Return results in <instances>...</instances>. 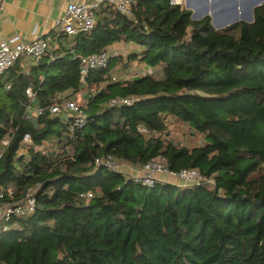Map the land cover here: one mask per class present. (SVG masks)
<instances>
[{
    "label": "trees",
    "instance_id": "16d2710c",
    "mask_svg": "<svg viewBox=\"0 0 264 264\" xmlns=\"http://www.w3.org/2000/svg\"><path fill=\"white\" fill-rule=\"evenodd\" d=\"M171 2L136 0L132 17L102 5L94 30L44 67L23 57L0 79V205L36 199L31 215L0 221V264H264V4L251 23L215 29ZM118 42L143 51L83 80L82 60ZM134 61L156 70L114 77ZM83 89L87 123L72 135L71 118L47 109ZM116 97L138 101L111 107ZM30 104L46 110L29 116ZM170 120L203 142H176ZM109 157L197 170L214 185L147 188L99 164Z\"/></svg>",
    "mask_w": 264,
    "mask_h": 264
},
{
    "label": "built area",
    "instance_id": "2783aa9c",
    "mask_svg": "<svg viewBox=\"0 0 264 264\" xmlns=\"http://www.w3.org/2000/svg\"><path fill=\"white\" fill-rule=\"evenodd\" d=\"M135 1L136 0H97L88 5L69 4L64 16L55 22V26L58 29L56 37L67 36L69 38H74L79 34L93 31L97 22L95 13L102 5L113 6L119 13L127 17H132L133 13L131 7ZM178 2V0H172L171 4L177 5ZM56 37L37 38L32 42H24L20 37H13L0 42V79L23 57H31L35 61L44 58L48 54L53 41H56ZM116 56L117 54L115 53L105 52L84 58L81 64L82 79L84 80L93 70L106 69L109 61ZM151 74H153V71H150L147 75ZM26 95L31 100V103L35 101V96L31 89L26 90ZM136 101L138 100L132 97H116L110 100L109 105L111 107L130 106ZM82 104L83 102L80 103L78 100H68L53 104L47 110L51 114H62L66 118H71L70 133L73 135L75 131L82 129L87 123V116L82 109ZM45 110V108H34L33 105L30 104L27 112L29 116L32 113L40 116ZM24 144L28 147L33 146L29 136L25 137ZM36 150L44 154L47 148L37 147ZM99 164L112 172L122 173L119 163L110 157L100 161ZM161 176L178 180L181 186L214 185L213 179L204 176L197 170H183L179 173H174L170 172L159 163H150L146 165L139 174L132 176V179L137 184L147 188H153L157 182H166L161 179ZM8 192L10 195L12 194L11 190ZM91 197L92 194H89L88 198ZM0 198H2V196H0ZM35 207V192L30 190L22 201L0 205V221L8 223L14 217L31 215L35 211Z\"/></svg>",
    "mask_w": 264,
    "mask_h": 264
},
{
    "label": "crops",
    "instance_id": "0c3cea01",
    "mask_svg": "<svg viewBox=\"0 0 264 264\" xmlns=\"http://www.w3.org/2000/svg\"><path fill=\"white\" fill-rule=\"evenodd\" d=\"M97 0H0V42L13 37H20L24 42H32L37 38H46L57 35L58 29L55 22L64 16L69 4H91ZM177 5H180L186 10H196L200 4V0H178ZM210 1V0H209ZM264 0H219V14L213 16L211 20L215 29H223L236 22L245 21L251 23L253 21L254 10L263 5ZM237 6L240 17L233 23L224 24L221 21L225 20L228 12L235 9ZM249 12V18L247 17ZM247 14V15H246ZM207 16V15H205ZM203 16V17H205ZM201 17L200 19H202ZM195 20L196 17H193ZM199 19V20H200ZM216 25V24H219ZM230 24V25H229ZM73 38L56 37L49 48V54L59 48V44L66 45V40L71 42ZM143 51L135 43L118 42L110 46L107 52L115 53L117 56L127 60L130 54H140ZM25 66L29 64H37L31 57H24ZM145 64L134 61L129 70L123 75H119L118 80L138 79L149 74L150 71H155ZM4 143H7L6 141ZM122 173L129 176L139 174L141 170L130 166H123ZM162 180L175 185H181L179 181L161 176Z\"/></svg>",
    "mask_w": 264,
    "mask_h": 264
},
{
    "label": "rangeland",
    "instance_id": "374dc122",
    "mask_svg": "<svg viewBox=\"0 0 264 264\" xmlns=\"http://www.w3.org/2000/svg\"><path fill=\"white\" fill-rule=\"evenodd\" d=\"M218 3H219V0H210V1L200 0V4L198 8L196 10H192V11L190 10V12H192V17H196L195 20H199L201 17L207 15L209 17H212V20H213L212 15L216 16L220 12ZM239 17H240V14H239L238 8L237 6H235V9L228 12L226 19L222 20L221 22L224 24L233 23V21H236L237 19H239ZM247 17L249 18V12H248ZM221 22H218L219 24H216V25L220 26ZM212 25L214 26L213 21H212ZM114 77H116L117 79L121 78L119 77V75H116V74L114 75ZM86 93H88L87 90L83 89L79 97L74 100H78L80 103L82 102L85 103L83 95H85ZM169 129H170V137L176 142L183 144L185 146L193 147L203 142L202 138L194 134L193 131H191L189 127L186 125H183V126L177 125L174 121L170 120ZM6 145L7 143H4V142L0 145V153H2L3 151L2 149ZM119 165L121 167V170L123 166H127V165H122V164H119Z\"/></svg>",
    "mask_w": 264,
    "mask_h": 264
},
{
    "label": "water",
    "instance_id": "95a60500",
    "mask_svg": "<svg viewBox=\"0 0 264 264\" xmlns=\"http://www.w3.org/2000/svg\"><path fill=\"white\" fill-rule=\"evenodd\" d=\"M37 65L40 66V67H44L46 65L45 60L43 58L39 59L37 61Z\"/></svg>",
    "mask_w": 264,
    "mask_h": 264
}]
</instances>
